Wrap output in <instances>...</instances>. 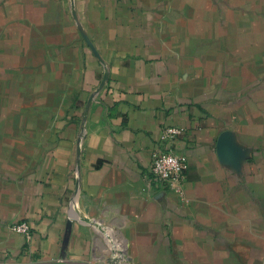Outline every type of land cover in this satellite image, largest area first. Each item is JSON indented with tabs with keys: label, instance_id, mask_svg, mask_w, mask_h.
<instances>
[{
	"label": "crops",
	"instance_id": "1",
	"mask_svg": "<svg viewBox=\"0 0 264 264\" xmlns=\"http://www.w3.org/2000/svg\"><path fill=\"white\" fill-rule=\"evenodd\" d=\"M94 261L264 264V0H0V264Z\"/></svg>",
	"mask_w": 264,
	"mask_h": 264
},
{
	"label": "built area",
	"instance_id": "2",
	"mask_svg": "<svg viewBox=\"0 0 264 264\" xmlns=\"http://www.w3.org/2000/svg\"><path fill=\"white\" fill-rule=\"evenodd\" d=\"M183 132L182 128L176 125L166 126L161 130L160 138L168 141L172 145L179 135ZM186 168L185 157L177 152L173 147L160 149L154 152L149 163V172L152 180L179 198L184 199ZM10 229L23 235L26 239L31 237V229L26 221L13 223Z\"/></svg>",
	"mask_w": 264,
	"mask_h": 264
},
{
	"label": "rangeland",
	"instance_id": "3",
	"mask_svg": "<svg viewBox=\"0 0 264 264\" xmlns=\"http://www.w3.org/2000/svg\"><path fill=\"white\" fill-rule=\"evenodd\" d=\"M90 264H115L114 262H101V263H99V262H97V261H94V262H90Z\"/></svg>",
	"mask_w": 264,
	"mask_h": 264
}]
</instances>
